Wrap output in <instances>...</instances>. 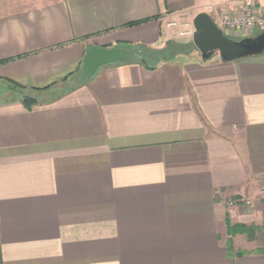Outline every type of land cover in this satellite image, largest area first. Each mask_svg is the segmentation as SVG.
Returning a JSON list of instances; mask_svg holds the SVG:
<instances>
[{
    "label": "crops",
    "instance_id": "1",
    "mask_svg": "<svg viewBox=\"0 0 264 264\" xmlns=\"http://www.w3.org/2000/svg\"><path fill=\"white\" fill-rule=\"evenodd\" d=\"M226 2L0 0V264H264V54L179 36Z\"/></svg>",
    "mask_w": 264,
    "mask_h": 264
},
{
    "label": "water",
    "instance_id": "2",
    "mask_svg": "<svg viewBox=\"0 0 264 264\" xmlns=\"http://www.w3.org/2000/svg\"><path fill=\"white\" fill-rule=\"evenodd\" d=\"M193 25L195 30L192 41L203 59L218 55L224 61H233L264 54V31L242 38H232L206 12L198 13L193 19ZM137 49V45L129 43H120L109 48L90 46L83 59L85 72L92 76L98 67L125 60Z\"/></svg>",
    "mask_w": 264,
    "mask_h": 264
},
{
    "label": "built area",
    "instance_id": "3",
    "mask_svg": "<svg viewBox=\"0 0 264 264\" xmlns=\"http://www.w3.org/2000/svg\"><path fill=\"white\" fill-rule=\"evenodd\" d=\"M225 12L221 13L217 20L218 26L224 31L227 30L239 31L240 37L237 32L230 36L232 38H242L251 35L256 29L264 31V6L256 0H227L224 9ZM227 11H231L227 13ZM177 25V23H172ZM180 27H187L179 31L180 37H193L194 25L193 24H178ZM249 31V32H247ZM246 32V33H242ZM226 34V33H225ZM228 35V34H226ZM229 36V35H228ZM249 205L250 201L246 200Z\"/></svg>",
    "mask_w": 264,
    "mask_h": 264
},
{
    "label": "trees",
    "instance_id": "4",
    "mask_svg": "<svg viewBox=\"0 0 264 264\" xmlns=\"http://www.w3.org/2000/svg\"><path fill=\"white\" fill-rule=\"evenodd\" d=\"M134 24H139V23L137 22ZM137 46H138V49L135 52H131L129 56L123 61L139 60L149 67H154L159 61L168 59V57L171 54H173L171 53L172 51L169 50V49H172L171 46L169 47V49H167V47L162 48V49H155L151 46L144 45V44H139ZM23 101L28 108H31L32 105L36 102V100L31 97H25ZM252 228L253 227H247L242 224H236V225L230 226V232L232 234H235L237 232L244 233V232H249L250 229Z\"/></svg>",
    "mask_w": 264,
    "mask_h": 264
},
{
    "label": "rangeland",
    "instance_id": "5",
    "mask_svg": "<svg viewBox=\"0 0 264 264\" xmlns=\"http://www.w3.org/2000/svg\"><path fill=\"white\" fill-rule=\"evenodd\" d=\"M224 12V10H222V13ZM218 18V17H217ZM217 18H216V20H217ZM215 20V19H214ZM185 24H187V23H185ZM188 24H193V21L192 22H188ZM178 28H180V30H182V29H185V28H187V27H180L179 25H178ZM179 30V31H180ZM238 33L239 31H232V30H227L225 33L226 34H228L229 36H232V35H234L235 33ZM247 32H249V31H247ZM260 31L259 30H255V31H253L252 33H251V35H254V34H258ZM242 33H246V32H242ZM241 36V34H237V36H235V37H240ZM182 40L184 39V38H181ZM188 38H185L184 40H187ZM186 49H197V47L194 45V43H193V41H192V43H191V45H189V46H187L186 47ZM198 50V49H197ZM171 53H173V52H171ZM2 90L3 89H0V98L3 96V97H9L10 95H6L5 93H3L2 94ZM249 201V200H248ZM245 204H246V201H245ZM251 205V201H250V204H249V206Z\"/></svg>",
    "mask_w": 264,
    "mask_h": 264
}]
</instances>
